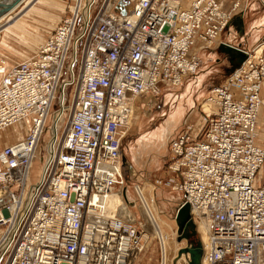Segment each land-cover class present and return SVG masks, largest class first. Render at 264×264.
<instances>
[{"label":"built area","instance_id":"2783aa9c","mask_svg":"<svg viewBox=\"0 0 264 264\" xmlns=\"http://www.w3.org/2000/svg\"><path fill=\"white\" fill-rule=\"evenodd\" d=\"M244 1L75 0L35 54L0 58V264H131L144 222L88 223L94 196L125 184L128 106L195 75L202 51L229 44ZM240 49L248 58L210 91L202 129L169 140L182 204L207 222L201 264H264V43ZM13 127L21 136L3 140Z\"/></svg>","mask_w":264,"mask_h":264},{"label":"rangeland","instance_id":"374dc122","mask_svg":"<svg viewBox=\"0 0 264 264\" xmlns=\"http://www.w3.org/2000/svg\"><path fill=\"white\" fill-rule=\"evenodd\" d=\"M31 1V5L23 11L24 5L22 3L24 1H22V5L11 14L14 19L8 20L5 18L1 23L2 27H0V30L5 27H7V30L6 32H2L5 41L3 42V39H0V58L2 60L5 59L10 66L35 54L41 45L45 43L47 37L56 29L61 20L70 14V9L75 3V0ZM249 1L244 2L247 7L244 12L247 14L248 35L241 46L234 45L246 49L253 54L256 45L264 41V24L252 29L254 21L258 20L262 15L259 16L255 11L249 10ZM252 2L253 5L255 1L252 0ZM262 9H264V4ZM239 12L237 14L244 13ZM237 14L235 13V15ZM235 15L233 14L232 19ZM20 17L22 18L20 19ZM260 22L261 19L257 24ZM228 27L222 32L220 39L231 44L228 40H230L229 36L232 31ZM258 29H260V32L256 31ZM236 34L234 36L237 38L234 41L238 40V35ZM223 47L224 45L222 44H215L202 51L200 53L201 62L198 72L186 78L181 86L164 85L160 88L158 94H145L137 99L134 118L131 121V125L126 129L127 131L123 139L125 184L122 189L130 200L135 201L130 203V207L134 214H136V220L138 218L139 221L145 222V234L140 239V246L144 245L145 248L132 256L131 264H159L161 249L158 237L161 239V244H163L166 251L164 264H181L182 262L189 264L188 257L186 260H184L183 255L179 259L177 258L179 248L201 240V233L195 220H191L192 223L190 222V225L182 233L178 232L179 225L176 216L180 205L183 203L184 194L181 190L177 189L176 184L182 178L180 174L173 173L169 168L172 162L169 146L170 137L168 138L167 145L166 139L164 142H160L158 137L164 131L166 123L172 118L173 114L176 115L178 111H181L180 119L182 118L184 106L186 107L185 118H183L181 124L173 132L177 133L179 130L186 128L188 124L192 125V128L189 129L191 135H196L202 129L205 117L203 103H205V99L210 94V91L223 83L248 58L247 54L244 53L246 57L240 62L234 52H230ZM261 90L262 98L258 119V137L262 145H264V88ZM201 125L202 127L200 128ZM195 128L197 130L200 129L198 132H195ZM155 130L157 131L152 134ZM20 132L21 130L17 131V127H13L3 133V140H12ZM150 142L152 144L144 150L143 144L147 145ZM137 145L143 150L142 154H136ZM163 148L165 149L160 155L146 153V151L159 153L156 150H162ZM129 165H132V170L128 168ZM32 171L33 176H37V173L40 171L39 160L34 164ZM262 173L258 174L259 178L263 175ZM135 184L142 185L141 189H139V194L142 198L146 197L145 204L139 205ZM121 187L118 185L116 190H119ZM130 219L133 221L132 218ZM175 229L176 233L172 231Z\"/></svg>","mask_w":264,"mask_h":264},{"label":"bare ground","instance_id":"6f19581e","mask_svg":"<svg viewBox=\"0 0 264 264\" xmlns=\"http://www.w3.org/2000/svg\"><path fill=\"white\" fill-rule=\"evenodd\" d=\"M24 1L22 4L24 5L23 6V10L26 9V7L30 6L32 1L31 0H0V27H2L1 23L5 20V18H7L8 20H13L14 17L11 16V14L20 6L22 5L21 2ZM34 1V0H33ZM12 10V12H10ZM9 11V12H8ZM3 14V15H2ZM2 15V16H1ZM21 15V14H20ZM17 16V15H16ZM18 17V16H17ZM22 17H20L21 19ZM8 23V22H7ZM4 25V24H3ZM5 26V25H4ZM2 29V28H1ZM7 30V27H5L4 29L0 30V39L2 38L3 42L5 41V39L3 38V33L2 32H6ZM227 42V41H226ZM263 42V41H261ZM228 43V42H227ZM264 43V42H263ZM44 44V43H43ZM42 44V45H43ZM232 44V43H231ZM262 44V43H261ZM260 44V45H261ZM41 45V47H42ZM260 45L258 44V46L260 47ZM40 47V48H41ZM7 65H10L9 63H7V61H5V59L3 60ZM264 82V79L261 83V89H262V84ZM261 89H260V92H261ZM145 94H150V93H145ZM143 94V95H145ZM152 94V93H151ZM260 96H261V93H260ZM141 97V96H140ZM139 98V97H138ZM137 98V99H138ZM262 96L260 97V100H261ZM137 99L134 101V103L130 104L128 106V108L131 110L130 112V117H129V124L131 125V121L133 120L134 118V112H135V104L137 102ZM203 108L204 110H206L207 112H211L212 110V104L211 103H203ZM179 109V108H178ZM260 109H261V106L259 108V112H258V115L260 116ZM181 110V109H180ZM180 113L181 111H178V113L176 115L173 114L172 118H170V120L166 123V126H165V129L164 131L162 132V134L158 137V139L160 140V142H164V140L166 139L170 129L175 125V123H178L179 122V119H180ZM259 116H258V119H259ZM128 124V125H129ZM129 125V126H130ZM203 125V124H202ZM202 125L200 126V128L202 127ZM199 128V129H200ZM199 129L197 130L195 128V132H198ZM256 132H257V138H258V143L260 142V139L258 137V121H257V127H256ZM23 132L21 131L19 135L17 136H21ZM174 133V132H173ZM172 133V135H173ZM172 135L170 136V138L172 137ZM16 136V137H17ZM50 136V134H49ZM2 137V136H1ZM169 138V140H170ZM8 143V142H6ZM261 143V142H260ZM259 143V144H260ZM262 145V143H261ZM163 146V145H161ZM39 160L38 158L36 159V161ZM36 161L33 163L35 164ZM124 186V185H123ZM123 186L119 189V190H115L112 192V193H109L105 198L103 197H100L99 196V202H97L98 200V196L95 195L94 196V200L96 202V205H97V208L94 209L92 211V216L89 218L88 220V223H89V227H94L95 224L99 221L100 224H107V221H110V220H121L122 222H127L129 224H133L137 221H139V219L137 218L136 220V214H134L132 208L130 207V203H133L135 202L134 200H130L128 198V195L126 194V192L122 189ZM141 186L140 184H135V191H136V194L138 196V201H139V205L141 204H145L146 203V197L144 196L142 198V196H140L139 194V189H141ZM139 208V207H138ZM132 218L133 221H131L130 218ZM130 219V220H128ZM142 222V221H141ZM190 222H191V219H190ZM145 223V222H144ZM192 223V222H191ZM197 226L200 230V233H201V241L202 243H206V239H207V222H201V223H197ZM187 227V226H186ZM185 227V228H186ZM184 228V230H185ZM174 231V233H176V229L175 230H172ZM158 240L161 242V239L158 237ZM201 243V244H202ZM139 244H140V241H139ZM162 245V250L164 252V254H166V251H165V248L163 247V244ZM202 246V245H201ZM178 249V248H177ZM180 249V248H179ZM183 258L184 260L187 259V255H183ZM179 259V258H178ZM182 260V259H181ZM181 264H184L183 262Z\"/></svg>","mask_w":264,"mask_h":264},{"label":"crops","instance_id":"0c3cea01","mask_svg":"<svg viewBox=\"0 0 264 264\" xmlns=\"http://www.w3.org/2000/svg\"><path fill=\"white\" fill-rule=\"evenodd\" d=\"M253 1H255V3L252 5V0H250L249 1V10L250 11H255L256 13H258L259 14V16H261L258 20H255L254 21V24L252 25V29H253V27L255 28H257V27H259V26H261L262 24H264V9H262V7H263V4H264V0H253ZM245 2V1H244ZM245 4L246 3H244V6H245ZM225 6H227V7H229V3H227ZM248 11V10H247ZM246 11V12H247ZM250 13V12H249ZM246 18H247V14L244 12V13H241V14H237V15H235L234 17H233V19H232V21H231V23H230V25H229V30H231L232 32H231V34H230V36H229V39L230 40H228V41H230L232 44H235V45H238V46H241L243 43V41L245 40V38H246V36L248 35V31H247V20H246ZM261 19V22L259 23V24H257L258 22H259V20ZM259 25V26H258ZM257 32H260V29H258V30H256ZM236 32H237V34H236ZM238 35V40H235L234 41V39L235 38H237V37H235L234 35ZM240 40V42H238ZM236 54V53H235ZM237 55V54H236ZM238 56V55H237ZM238 58H239V56H238ZM200 79V78H199ZM264 88V82H263V86H262V89ZM261 96H262V90H261ZM187 103H189V101H187ZM185 110H186V107L184 106V113H183V115H182V118L180 119V121L176 124V125H174V127L173 128H171V130H170V132H169V134L167 135V137H166V145H167V142H168V138L170 137V135L172 134V132L177 128V126H179L180 124H181V122H182V120H183V118H185ZM158 130V129H157ZM157 130H155L154 132H152V134L153 133H155ZM149 135V134H148ZM147 136V135H146ZM156 141V140H155ZM154 141V142H155ZM154 142H153V146H154ZM142 144V143H141ZM152 144V142H150L149 144H143L142 146H143V149L144 150H146L147 149V147L148 146H150ZM166 145H165V148H166ZM146 146V147H145ZM165 148H163L162 150L160 149V150H156L157 152H159V153H156L155 151L154 152H147L146 151V153H154L155 155H160L163 151H164V149ZM136 149H137V152H136V154H138L139 155V153H141V152H143V150H141L140 149V146H136ZM145 153V152H144ZM142 154V153H141Z\"/></svg>","mask_w":264,"mask_h":264},{"label":"water","instance_id":"95a60500","mask_svg":"<svg viewBox=\"0 0 264 264\" xmlns=\"http://www.w3.org/2000/svg\"><path fill=\"white\" fill-rule=\"evenodd\" d=\"M226 50L230 51V52H234L239 56V61H243L245 59V54L243 53V51L234 45L228 44V45H224V47ZM124 165V162H123ZM128 168L130 170H132V165H129ZM177 221H178V232L180 231L181 233L183 232L184 228L188 225H190V208L189 205L187 203H184L180 206L178 212H177ZM202 246L200 241L197 243H190L187 246L181 247L178 251V255L177 258L181 257L182 255H187L188 259H189V264H201V257H202ZM176 261V260H175Z\"/></svg>","mask_w":264,"mask_h":264}]
</instances>
